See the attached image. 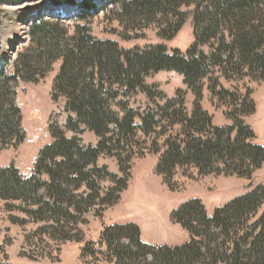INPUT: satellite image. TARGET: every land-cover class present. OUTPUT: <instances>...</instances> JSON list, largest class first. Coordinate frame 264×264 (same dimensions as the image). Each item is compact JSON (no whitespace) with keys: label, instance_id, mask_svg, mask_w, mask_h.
Wrapping results in <instances>:
<instances>
[{"label":"trees","instance_id":"1","mask_svg":"<svg viewBox=\"0 0 264 264\" xmlns=\"http://www.w3.org/2000/svg\"><path fill=\"white\" fill-rule=\"evenodd\" d=\"M13 2L16 0H12ZM44 0L27 18V41L7 68L0 65V151L17 147L26 135L15 102L19 81L38 82L60 61L52 98H64L65 128L51 127L52 141L38 153L30 175L13 163L0 164V202L13 223L38 227L26 237L37 246L48 241L84 242L80 225L97 209L117 205L128 188L133 159L158 154L156 173L171 189L177 171L192 167L201 175L250 179L264 165V146L246 117L256 111L252 90L226 88L246 77L264 80V0ZM2 0H0V5ZM194 7V42L186 52L164 42L123 48L92 32L94 18L106 12L139 39L154 27L162 41L173 40ZM60 9H64L61 11ZM205 47L208 50L204 49ZM6 54L0 42V55ZM160 71L183 76L193 92V109L178 91L166 95L146 78ZM205 87L231 122L215 125L201 101ZM145 94L147 103L132 100ZM89 131L96 143L81 137ZM115 158L121 174L100 158ZM264 186L238 196L209 215L198 198L181 204L171 220L188 234L180 245L149 244L132 222L103 228L100 249L84 243V254L103 255L114 264H264ZM11 264V263H2Z\"/></svg>","mask_w":264,"mask_h":264},{"label":"rangeland","instance_id":"2","mask_svg":"<svg viewBox=\"0 0 264 264\" xmlns=\"http://www.w3.org/2000/svg\"><path fill=\"white\" fill-rule=\"evenodd\" d=\"M99 0H96L98 3ZM44 0H2L0 5V42L6 54L0 55V65L3 58H8L7 68L12 69L13 61L27 41V18L37 6L44 5ZM64 11V9H60ZM188 18L177 36L170 41H162L156 35L154 27L145 29L144 36L139 39H125L126 31L119 22L106 12L97 15L92 23L93 34L101 39H111L123 48L164 42L169 50L175 48L186 52L194 42L193 12L194 7H184ZM204 49L208 50L207 47ZM60 67L57 61L52 70L38 82L19 81L15 87V102L21 110L22 126L25 139L17 147H8L0 151V164L8 166L13 163L21 173L30 175L34 168L40 150L52 141L51 127L66 131L68 136L73 133L65 128L67 113L64 111L65 101L60 98L53 100V79ZM149 85H158L167 96L173 97L181 91L185 97L188 111L193 109L195 96L184 83L183 76L174 71H160L146 78ZM226 88L240 87L251 89L256 102L254 114L246 117L256 135V142L264 146V80L255 81L249 77L239 84L235 81H222ZM145 94H138L132 100L134 107L147 103ZM202 107L214 116L215 125L231 123L226 118L225 106L219 105L207 87L204 89ZM85 143H96L97 137L86 131L81 135ZM159 155L145 151L142 157L133 159L131 178L128 188L123 192L119 203L101 215L94 209L85 215V223L80 225L85 234L84 242L57 243L48 241L37 246V240L32 243L26 239L37 224H27L22 227L13 223L10 216H25L18 212H9L0 202V264H114L106 261L103 255L93 257L84 254V243L91 241L95 248L100 249V238L104 226L115 223H135L142 232V239L149 244L180 245L188 240V234L178 224L171 220V213L184 202L200 199L208 214L212 215L215 208L232 199L244 195L260 186H264V165L256 171L252 178H242L237 175L227 176L216 173L201 175L192 167L179 169L173 178V188H169L162 176L156 173ZM101 164H106L110 171L121 174L115 158L102 156ZM264 205L256 214L258 218Z\"/></svg>","mask_w":264,"mask_h":264}]
</instances>
